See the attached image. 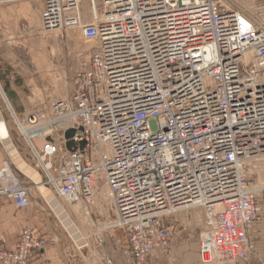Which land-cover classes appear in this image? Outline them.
<instances>
[{"label":"built area","instance_id":"built-area-1","mask_svg":"<svg viewBox=\"0 0 264 264\" xmlns=\"http://www.w3.org/2000/svg\"><path fill=\"white\" fill-rule=\"evenodd\" d=\"M42 1V33L63 36L74 62L54 63L41 84L51 95L14 116L45 185L70 215L101 222L95 245L121 229L133 264L168 250V220L194 211L202 264L247 262L264 204V183L249 179L264 160V20L235 0H88L89 20L83 0ZM29 193L7 160L0 209L30 207ZM50 245L25 229L0 264Z\"/></svg>","mask_w":264,"mask_h":264},{"label":"crops","instance_id":"crops-1","mask_svg":"<svg viewBox=\"0 0 264 264\" xmlns=\"http://www.w3.org/2000/svg\"><path fill=\"white\" fill-rule=\"evenodd\" d=\"M235 1L243 3L256 18L264 20V0ZM42 11V0H0V81L9 99L2 92L11 110L12 119L14 116L23 118L36 108L37 101L35 105L24 103L27 98L34 97V94L30 95L31 91L28 89L31 85L37 84L42 87L41 84L50 67L59 62L54 56V46L50 43L38 44L41 42L37 37L44 34ZM49 34L56 36L53 33ZM53 42L56 43L55 39ZM40 46L42 47L39 48ZM5 127L11 138L10 129L8 130L6 124ZM42 144L41 140L35 141L39 149L42 148ZM26 145L30 150L27 143ZM6 155L0 144V170L8 160ZM33 161L36 165L35 158ZM261 163L256 168L258 179L264 180V162ZM22 184L27 185L23 182ZM26 187L30 189V207L18 209L13 200L8 198L2 200L0 250L12 249L23 231L32 229L37 238L42 237L51 245L48 249L35 253L29 264H105L107 259H111L114 264H133L127 236L121 230L107 233L103 237L102 246L91 250L93 256L89 260L84 258L33 184ZM261 208L259 220L249 236L253 246L252 255L247 262L239 261L238 264H264V204ZM176 223L170 219L166 224L172 232L169 249L155 250L149 264H202L198 230Z\"/></svg>","mask_w":264,"mask_h":264},{"label":"rangeland","instance_id":"rangeland-1","mask_svg":"<svg viewBox=\"0 0 264 264\" xmlns=\"http://www.w3.org/2000/svg\"><path fill=\"white\" fill-rule=\"evenodd\" d=\"M237 4L238 5H241L245 10H247L248 12L250 11L249 9H247L245 6H244V4L243 3H239V2H237ZM81 11L83 12V15H84V17L86 18V19H91L90 17H91V9H90V6H89V1L88 0H83V3H82V5H81ZM55 36V35H54ZM53 36H51L50 34L48 35V33L46 34H43V36H41V37H37V39H38V41L39 42H41V43H38V44H49L50 43V45L51 46H54L55 48H53L54 49V56H55V58H56V60H57V58L59 59V62H61V63H64V60H66V65H68V67H71V66H73V64H74V62H72V58H70V57H68V51L66 50V48L64 47V39L62 38L63 36H61L60 34H56V36L55 37H53ZM53 39H55V41H56V43H54L53 42ZM81 43H83L84 44V42L83 41H81ZM42 46H40L39 48H41ZM29 91H31V92H33V93H31V92H29L30 93V95H32V94H34V97H32V99H29V98H27L25 101H24V103L26 104V105H29V104H31V105H35V103H36V101L37 100H39V95L41 94V92L43 93V94H45L46 92V94H50V93H52L53 91H51L50 89H47V90H44L43 89V87H41V86H38V84L37 85H31V87H29V89H28ZM2 92H4V94H5V96H6V93H5V91H4V88H3V84L1 83V81H0V114L2 113V115L1 116H3V121H4V123L6 124V126H7V128H8V130H9V133H10V135H11V138H12V140H11V142L12 143H14V145L16 146V148H17V150L19 151V153H20V155L22 156V158L24 159V161L31 167V168H33L34 170H36L37 172H39L37 169H36V167H35V164H34V161H33V156H32V154H31V152H30V150L28 149V147H27V145H26V143H25V141L23 140V137H21V135H20V133H19V131H18V129H17V127H16V125H15V123H14V119H12V114H11V110L8 108V104H7V102H6V100H5V98H4V96H3V93ZM51 95V94H50ZM6 98H7V96H6ZM8 99V98H7ZM9 100V99H8ZM11 103V102H10ZM11 131V132H10ZM58 139H59V144H61V145H64L65 146V140H64V135H60L59 137H58ZM1 140V139H0ZM0 144H1V142H0ZM1 146H2V144H1ZM42 147V146H41ZM2 148H3V146H2ZM4 149V148H3ZM6 157L8 158V155H6ZM8 160H9V158H8ZM10 161V160H9ZM261 162H264V160L263 161H261ZM261 162H259V163H255L254 164V166H253V174L249 177V179H250V181H252V182H259V183H264V180H259L258 179V173H257V168H256V166L257 165H260V164H262ZM12 164V163H11ZM12 166H13V164H12ZM13 170H14V172H15V174L20 178V180L24 183V184H33L28 178H26L24 175H22L21 173H19L16 169H15V167L13 166ZM40 173V172H39ZM41 174V173H40ZM53 175L54 176H58V174L55 172V171H53ZM41 176H42V174H41ZM42 180H43V184H44V186H46L45 185V180H44V178H43V176H42ZM26 185V186H27ZM33 186H34V184H33ZM35 187V186H34ZM47 188H49L48 186H46ZM50 189V188H49ZM59 200V199H58ZM60 202V201H59ZM60 204H61V202H60ZM62 205V204H61ZM73 211H74V213H76V211L73 209ZM74 213H73V216L72 217H74V218H78V221H79V217H77L78 216V214L76 213V217H75V215H74ZM90 219V218H89ZM95 220V221H94ZM94 220H92L93 221V223L90 225V224H87V226H89V227H91V228H88V227H84V226H80V225H78L79 227H80V229H83V231H84V234L86 235V240H85V238H84V240L86 241V244H87V246L86 247H88V249H89V253H87V251H86V253L85 252H82V251H80L78 248V250L80 251V253L82 254V256L85 258H88V260L90 259V257H92L93 255V253L91 252V250H94V249H96V248H99V246H97V245H95V243H93L94 241V239H90V237H89V234H91L92 232H93V234H94V229H96V228H98V229H103L102 227H103V225L101 224V222L99 223V221H96V218L94 219ZM100 220V219H99ZM177 220H178V223H176V224H179V223H181L182 224V226L183 227H189V228H194V229H197L198 230V232H199V234H201V232H202V230L204 229V226H205V221H204V217H203V214L201 213V211H194V212H191V213H189V214H186V215H180V216H178V218H177ZM91 221V220H90ZM91 221V222H92ZM175 220L174 219H171V222H174ZM86 222H87V220H86ZM95 222V223H94ZM87 223H89V220H88V222ZM106 225H107V223H106ZM82 227V228H81ZM92 229V230H91ZM117 230H121V229H117ZM92 231V232H91ZM115 231V230H114ZM122 231V230H121ZM123 232V231H122ZM108 233H111V232H108ZM100 234H102L103 235V237L107 234V232H103V233H100ZM92 235V234H91ZM126 235V234H125ZM70 237V236H69ZM72 240V239H71ZM89 240V241H88ZM74 243V242H73ZM76 246V245H75ZM253 247V246H252ZM253 251V250H252ZM88 254V255H87ZM153 257V256H152ZM151 257V258H152ZM151 260V259H150ZM105 264H106V262H105ZM148 264H149V262H148Z\"/></svg>","mask_w":264,"mask_h":264},{"label":"water","instance_id":"water-1","mask_svg":"<svg viewBox=\"0 0 264 264\" xmlns=\"http://www.w3.org/2000/svg\"><path fill=\"white\" fill-rule=\"evenodd\" d=\"M2 115V113H1ZM3 118V116H2ZM4 119V118H3ZM76 134L75 130H70L66 133V138L67 139H72L74 135ZM3 142V140H2ZM1 142L2 146L3 143ZM86 146V143L81 144V149H84ZM4 150L6 151V154L8 155V158L10 162L13 164L15 169L24 175L26 178H28L35 186L37 191L40 193L44 201L47 203L51 211L54 213L60 224L63 226L67 234L70 236L76 247L84 252L85 247L87 246L86 241L75 231H73L74 227L73 224L71 223L69 217L66 215L63 206L60 204L58 198L56 195L53 193V191L43 184L42 176L39 172L31 168L22 158L20 155L19 151L17 150L16 146L11 144V149L6 148L3 146ZM74 148V143L73 142H68L67 143V149L69 151H72ZM75 230V229H74ZM86 253V251H85Z\"/></svg>","mask_w":264,"mask_h":264},{"label":"bare ground","instance_id":"bare-ground-1","mask_svg":"<svg viewBox=\"0 0 264 264\" xmlns=\"http://www.w3.org/2000/svg\"><path fill=\"white\" fill-rule=\"evenodd\" d=\"M51 33L57 34L58 32L56 31V32H51ZM55 89L61 94L65 93V87H63V86L62 87L61 86L60 87L57 86V87H55ZM46 93L43 94L41 92V94L39 95V100H37L38 103L43 102L48 97V96H46L47 95ZM0 139H1L0 142H2V140H3V142H2L3 146H5L6 148L8 147V149L12 150L11 144H13V143L11 142V138H10V136L8 134V131H7L6 127H5V123L3 121V118L1 116V114H0ZM7 171L10 172L9 169H7ZM63 209H64L66 215L69 217L71 223L73 224V227L75 229V230L73 229V231H75L76 233L78 232V234L83 239L85 238V240H86V235L84 234L83 229H80V227L78 225H80V226L82 225L84 227L91 228V227L87 226V224H90V225L92 224V222L89 219V217H90L89 214L86 211H82L80 209V207L73 208L76 211V213L78 214V216H77V217H79V221H78V218L76 219V218L72 217V215H70L69 211L66 210L64 207H63ZM73 213H74V211H73ZM76 213H74L75 217H76ZM86 220H87V222L89 220V223H87ZM89 236H90V234H89ZM85 251H87V253H89L88 247H85L84 252Z\"/></svg>","mask_w":264,"mask_h":264}]
</instances>
